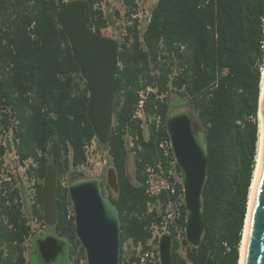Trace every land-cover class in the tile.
<instances>
[{
  "label": "trees",
  "instance_id": "trees-1",
  "mask_svg": "<svg viewBox=\"0 0 264 264\" xmlns=\"http://www.w3.org/2000/svg\"><path fill=\"white\" fill-rule=\"evenodd\" d=\"M67 1L0 0V141L11 134L19 162L30 161L26 174L35 182V199L28 206L26 188L11 174L3 177V157L11 143L0 142V264H27L31 221L46 226L41 188L50 164L58 169L59 219L48 228L64 242L65 264H87L69 187L61 185L64 176L88 162L87 146L96 139L87 116L86 82L56 21ZM88 2L90 27L102 34L109 24L101 8L104 0ZM124 4L131 24L120 42L111 142L102 146L96 139L117 174L118 192L102 181L121 217L122 264L140 261L139 255L125 258L127 243L140 246L141 252L158 243L154 226L175 198L167 191L150 196L146 190L148 168L159 172V165H168L159 145L171 140L166 120L176 101L188 106L205 132L209 154L205 236L199 248H192L185 232L179 240L169 230L174 263L239 264L258 155L264 0H157L143 29L131 16L137 0ZM147 88L156 92L147 95L144 125L135 111L140 91ZM131 154L134 180L128 173ZM178 223L185 228V206Z\"/></svg>",
  "mask_w": 264,
  "mask_h": 264
},
{
  "label": "water",
  "instance_id": "water-1",
  "mask_svg": "<svg viewBox=\"0 0 264 264\" xmlns=\"http://www.w3.org/2000/svg\"><path fill=\"white\" fill-rule=\"evenodd\" d=\"M88 0H68L56 13V21L65 31L73 57L89 92L87 116L99 144L111 142L118 90L120 42L99 34L89 24ZM264 120V91L261 99ZM174 155L181 173L185 198V236L192 248L202 245L206 225L203 216L204 188L208 178V143L205 132L198 127L188 109L172 113L166 120ZM107 185L119 191L116 170L110 167ZM58 169L47 167L41 198L47 227L56 226ZM76 234L85 250L87 264H122L121 217L117 206L103 190L101 178H87L68 188ZM36 248L46 264L63 252L64 242L56 235L36 240ZM160 264H175L173 237L169 232L158 239ZM242 264H264V145L260 177L252 202Z\"/></svg>",
  "mask_w": 264,
  "mask_h": 264
},
{
  "label": "rangeland",
  "instance_id": "rangeland-1",
  "mask_svg": "<svg viewBox=\"0 0 264 264\" xmlns=\"http://www.w3.org/2000/svg\"><path fill=\"white\" fill-rule=\"evenodd\" d=\"M140 3L143 9L141 17H143L145 16V11H150L152 6L157 3V0H140ZM101 8L109 20L108 27L102 30V34L122 42L126 34V27L131 24L126 16L124 0H104V2L101 4ZM139 23L140 29H143L147 22L145 18H142ZM184 109L189 108L182 102L176 101L172 105L173 113ZM147 133V128H145V134L147 135ZM0 142L5 145H7L8 142L11 143L3 157V177L8 178V176L11 174L15 177L19 185H22L26 188L27 205L30 206L35 199V182L34 180H31L26 174V168L30 164V161L24 164L19 162L11 139V134L2 135ZM127 144L129 147H131V140L129 138H127ZM110 167L108 152L96 143L88 152V162L85 165L78 167L71 175L64 176L61 181L64 182L67 187H69L71 182L78 178H101L106 180L107 171ZM128 173L134 180V163L132 154L130 155L128 162ZM158 180L159 179L157 177L153 178L155 184H159ZM31 224L34 229V235L29 238L26 243L27 264H46L37 252L35 240L46 237L47 235H55V233L53 230L49 229L47 226H43L36 220H32ZM124 250L125 258L127 260L132 255H139L141 253V247L134 246L131 242L125 245ZM156 259L159 261L158 253ZM83 262H87V259H83ZM52 264H65L63 256H59V259H57Z\"/></svg>",
  "mask_w": 264,
  "mask_h": 264
},
{
  "label": "built area",
  "instance_id": "built-area-1",
  "mask_svg": "<svg viewBox=\"0 0 264 264\" xmlns=\"http://www.w3.org/2000/svg\"><path fill=\"white\" fill-rule=\"evenodd\" d=\"M137 11L136 13H132V18H137L139 21L142 18H145L146 22L150 20L151 13L150 11H145V16L141 17V13L143 12L142 5L140 0H137ZM150 91L156 92L155 88H147L140 91V99L135 111V117L141 118L144 121V125H146V112H145V102L147 99V95ZM96 139L92 141L90 146H87V152L95 145ZM160 148L163 151L165 157L167 158L168 165L167 167H163L159 165V172L153 171L150 167L148 171L150 172L148 181H147V190L146 192L150 196L158 195L161 191H167L170 196H175L174 199L170 200L167 204L160 223L154 226V238L159 239V237L165 233L169 232V230H174L177 239L181 240L183 232H185V228L182 229L178 223V220L181 217L182 207L185 206V198H184V190L183 183L181 179V173L177 169V160L173 152L171 140H162L160 143ZM157 177L159 180V184H155L153 178ZM62 187H67L64 182L61 181ZM154 244V245H153ZM158 253V243L152 242V248L141 252L139 254V264H148L153 263L156 264L159 262L156 257Z\"/></svg>",
  "mask_w": 264,
  "mask_h": 264
},
{
  "label": "bare ground",
  "instance_id": "bare-ground-1",
  "mask_svg": "<svg viewBox=\"0 0 264 264\" xmlns=\"http://www.w3.org/2000/svg\"><path fill=\"white\" fill-rule=\"evenodd\" d=\"M264 91V68L262 70V77H261V93H260V101H259V141H258V155H257V161H256V167L254 171V176L250 188V195H249V202H248V210L246 214V219H245V226H244V231H243V238L241 242V247H240V259H239V264H242L243 262V257H244V251H245V243H246V236H247V228H248V222H249V217H250V211L252 207V202L253 198L255 195L257 183L260 177V170H261V161H262V153H263V145H264V120L262 116V111H261V99H262V94Z\"/></svg>",
  "mask_w": 264,
  "mask_h": 264
},
{
  "label": "flooded vegetation",
  "instance_id": "flooded-vegetation-1",
  "mask_svg": "<svg viewBox=\"0 0 264 264\" xmlns=\"http://www.w3.org/2000/svg\"><path fill=\"white\" fill-rule=\"evenodd\" d=\"M35 245H36V244H35ZM61 255L63 256V258H65L66 255H64V249H63V252H62L59 256H61ZM59 256H58L57 259H59ZM41 259H42V258H41ZM57 259H56V260H57ZM42 260H43V259H42ZM54 262H55V261H54ZM52 263H53V262H52ZM52 263H50V264H52Z\"/></svg>",
  "mask_w": 264,
  "mask_h": 264
}]
</instances>
